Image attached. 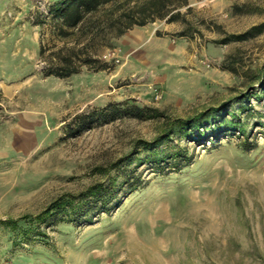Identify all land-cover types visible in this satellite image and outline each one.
<instances>
[{"label":"rangeland","instance_id":"rangeland-1","mask_svg":"<svg viewBox=\"0 0 264 264\" xmlns=\"http://www.w3.org/2000/svg\"><path fill=\"white\" fill-rule=\"evenodd\" d=\"M52 1L0 0V264H264V27L212 41L264 26V0H190L192 37L134 26L94 43L106 68L64 78L42 72L73 44L52 33ZM124 101L204 117L166 137L161 117L125 112L73 132Z\"/></svg>","mask_w":264,"mask_h":264},{"label":"trees","instance_id":"trees-1","mask_svg":"<svg viewBox=\"0 0 264 264\" xmlns=\"http://www.w3.org/2000/svg\"><path fill=\"white\" fill-rule=\"evenodd\" d=\"M190 0H125L118 3L117 0H53L49 5L50 22L52 33L64 40L72 38V45H62L56 50L50 52L48 64L42 70L44 75H53L55 77H68L80 71L82 66L97 71L106 68V63L95 56L96 49L93 45L96 41L107 44L110 38L122 36L134 26H143L155 20H164L165 22L179 21L185 24L184 28L178 32V36L192 37L193 32L190 28V22L186 17L189 10ZM112 4L110 8L106 5ZM184 8L186 12L181 9ZM240 9V8H238ZM263 24L253 25L243 32L228 34L219 40H212L218 43L230 41L245 40L253 37L263 30ZM221 67L234 71L232 64L223 60ZM255 75L261 79L264 76V63L257 69ZM125 112L133 117L144 120L161 117L163 119L161 137H166L174 132L178 127L185 128L204 113L189 117L170 118L163 110L149 105H138L134 102H109L104 107L92 110L90 113H79L73 118L74 131H78L88 125L90 122L101 118H114V116ZM72 132V131H71ZM111 166H116L112 163ZM88 195H92V206L95 202L101 201L102 204L108 201L105 198L107 192H102L99 184H91ZM68 197L60 198V204L70 201ZM90 201L81 205L84 210L71 215L79 218L90 209ZM57 206L54 203L46 206L37 216L46 217L57 212ZM60 216L59 219H65ZM56 219V218H54Z\"/></svg>","mask_w":264,"mask_h":264},{"label":"built area","instance_id":"built-area-1","mask_svg":"<svg viewBox=\"0 0 264 264\" xmlns=\"http://www.w3.org/2000/svg\"><path fill=\"white\" fill-rule=\"evenodd\" d=\"M110 55H112L111 53H106V54H104L103 55V57H107V56H110ZM116 61H117V59H115ZM160 97V94L157 92V91H155L154 92V98H159Z\"/></svg>","mask_w":264,"mask_h":264},{"label":"crops","instance_id":"crops-1","mask_svg":"<svg viewBox=\"0 0 264 264\" xmlns=\"http://www.w3.org/2000/svg\"><path fill=\"white\" fill-rule=\"evenodd\" d=\"M129 37V36H128ZM125 39H127V38H125ZM129 41H130V39H129Z\"/></svg>","mask_w":264,"mask_h":264}]
</instances>
